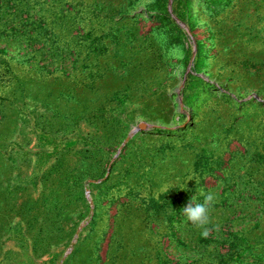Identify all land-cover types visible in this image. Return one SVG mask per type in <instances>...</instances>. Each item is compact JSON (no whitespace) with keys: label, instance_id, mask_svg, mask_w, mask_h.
I'll list each match as a JSON object with an SVG mask.
<instances>
[{"label":"rangeland","instance_id":"rangeland-1","mask_svg":"<svg viewBox=\"0 0 264 264\" xmlns=\"http://www.w3.org/2000/svg\"><path fill=\"white\" fill-rule=\"evenodd\" d=\"M0 264H264V0H0Z\"/></svg>","mask_w":264,"mask_h":264},{"label":"clouds","instance_id":"clouds-1","mask_svg":"<svg viewBox=\"0 0 264 264\" xmlns=\"http://www.w3.org/2000/svg\"><path fill=\"white\" fill-rule=\"evenodd\" d=\"M201 195L204 196L203 202H194L193 197L192 200L184 207L182 215L194 227L202 229V234L207 236L208 230L206 225L210 223L211 206L214 204L216 197L215 194L211 192L207 194L201 192Z\"/></svg>","mask_w":264,"mask_h":264}]
</instances>
